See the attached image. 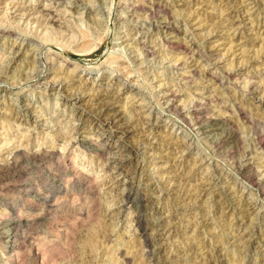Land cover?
I'll list each match as a JSON object with an SVG mask.
<instances>
[{"label":"rangeland","instance_id":"obj_1","mask_svg":"<svg viewBox=\"0 0 264 264\" xmlns=\"http://www.w3.org/2000/svg\"><path fill=\"white\" fill-rule=\"evenodd\" d=\"M259 138L264 0H0V208L29 182L46 212L0 216V264H264V187L238 170L263 182ZM38 145L54 164L13 180ZM46 174L88 190L43 202Z\"/></svg>","mask_w":264,"mask_h":264},{"label":"bare ground","instance_id":"obj_2","mask_svg":"<svg viewBox=\"0 0 264 264\" xmlns=\"http://www.w3.org/2000/svg\"><path fill=\"white\" fill-rule=\"evenodd\" d=\"M53 40V39H52ZM21 63V62H20ZM3 71V70H2ZM172 96V95H171ZM170 96V97H171ZM169 97V99H170ZM175 96L173 95L172 98H174ZM172 100V99H171ZM170 100V101H171ZM259 101V100H258ZM104 102V101H103ZM103 106V105H102ZM103 108V107H102ZM105 108V107H104ZM103 108V109H104ZM109 108V107H108ZM107 108V109H108ZM102 111V110H101ZM104 111V110H103ZM194 118L196 120V125H198V127L202 128V129H205V130H214L215 128L217 129V127L220 125V123H218V119H215L213 117H205L204 115L200 114V111L198 110H194ZM225 122V121H224ZM221 126V125H220ZM102 127V126H101ZM220 128V127H219ZM219 130V129H218ZM221 130V129H220ZM225 131V130H224ZM217 134V133H216ZM225 134V133H224ZM229 134V133H227ZM231 135V134H230ZM222 136V135H221ZM231 138V137H230ZM259 140V145L261 147L264 148V141L261 140L260 138L258 139ZM21 142V141H20ZM228 142V141H226ZM71 143V142H70ZM10 143L6 142V146L9 145ZM81 145L86 148L87 151H90L94 154H97L101 159H103V157L105 156V153H110L111 152V148H108V147H104V144L103 146H101L100 144H97L95 142H85V141H82L81 142ZM8 147V146H7ZM39 147V151L37 152H32V153H27V152H23V151H16V153H11L9 155V158L11 156V160L13 161L12 164H20L19 166H26V168H24V170L22 169L21 172L19 173H15L12 178L13 180L18 178L20 179L21 177L23 176H28L27 175V172L29 169L31 170H44V169H48V163H46L45 160H49L50 159V163L53 165L54 164V160H55V154L47 149H44L43 146H40L38 145ZM67 148V147H66ZM19 149V148H18ZM65 151V150H64ZM58 155V154H57ZM127 156V155H126ZM118 157V156H117ZM61 160H63L62 158H60V161L57 163L60 167V169H66L65 166L62 167L61 166ZM112 161L115 160V158L112 157L111 159ZM126 160V159H125ZM117 161V160H115ZM121 161V160H118V162ZM123 161V160H122ZM121 161V162H122ZM121 164V163H120ZM239 164V163H238ZM11 165L7 164L6 166H2L0 165V173H2V171L5 170V172L7 171V173L11 174L13 173L11 168H10ZM31 166V167H30ZM56 166V164H55ZM254 166V165H253ZM48 167V168H47ZM51 167V166H50ZM120 167V166H119ZM54 169V168H53ZM118 169V168H116ZM254 168L251 166V163L250 164H246V165H242L240 163L239 167H238V170H239V173H241L243 176H249L250 177V180L253 182L254 185H258L260 187H264V180L263 182H256L254 180V174H255V170H253ZM18 170V169H17ZM67 170V169H66ZM45 171V170H44ZM47 171V170H46ZM50 171V169H49ZM56 171V170H55ZM72 171V170H71ZM18 172V171H17ZM53 172V171H52ZM49 173V172H48ZM55 173V172H53ZM69 176L66 172V175L65 177ZM80 176L79 178H76L75 180H79V181H83L85 178H87L85 175L81 174L80 173ZM42 177V176H41ZM46 182H47V185L45 187V189L41 190V191H38V192H35L33 193L38 195V198H40L41 200H43V202L45 201H50L52 196L53 195L54 197H74L75 195H78L79 194V191H83V192H87L86 190H88L87 188H84L81 187L80 190L78 191H68L66 190L64 192V188H63V180L61 179V177H57L55 175H50V174H46ZM39 178V177H38ZM28 179V178H27ZM42 179V178H41ZM74 179V178H73ZM88 179V178H87ZM256 179V178H255ZM9 181V180H7ZM20 181V180H19ZM24 181V180H23ZM33 181V180H32ZM125 180H123V183H126L124 182ZM45 182V181H44ZM71 182V181H70ZM129 183V182H128ZM38 184V183H37ZM42 184V183H41ZM75 184V183H74ZM87 184V183H86ZM121 184V183H120ZM8 186V185H7ZM38 186V185H37ZM125 186V185H124ZM9 187V186H8ZM17 187V185H16ZM15 187V188H16ZM33 185L29 182H22V183H19L18 185V189H19V199L18 201L20 200V202H17L15 204H12V206L8 207L6 205V207L4 209H1L0 208V216H9L10 215H17L21 218V224L23 226H25L26 224L30 223L32 220H35L36 218H39V217H42L44 216V210L42 209L41 211H43V213H39L38 211H36L35 209L33 208H28L26 207L24 204L28 201V198L29 196L31 195V189H32ZM35 188V187H34ZM33 188V189H34ZM12 189V188H11ZM40 189V188H39ZM71 190V189H70ZM130 190V189H128ZM90 192V191H89ZM127 193V192H126ZM139 193V192H138ZM140 194V193H139ZM15 195V194H14ZM132 196L133 194L131 192H128L126 194V196H124L125 198V201L128 202V203H131L133 202L132 201ZM141 196V195H140ZM136 198V197H135ZM9 199V198H8ZM65 199V198H64ZM146 199V198H145ZM34 200V198H33ZM73 200V199H72ZM37 202V200H35ZM91 201V200H90ZM124 201V200H123ZM136 204L138 206V211H137V215H136V222L137 224H140V220H141V217H142V213L145 211V209H147L146 207V204H145V201L142 200V198H138L136 200ZM0 202H5L4 199H0ZM14 202V201H13ZM22 202V203H21ZM42 202V201H41ZM55 202V201H54ZM57 203V202H56ZM66 203V202H65ZM135 203V202H133ZM6 204V203H5ZM37 204V203H36ZM135 204V205H136ZM30 207V206H29ZM136 207V206H135ZM50 211V210H49ZM98 212V211H97ZM45 217V216H44ZM46 220V219H44ZM20 223V222H19ZM13 228V227H12ZM11 228V229H12ZM55 231V230H54ZM146 231V230H144ZM53 232V231H52ZM8 233V236L7 238L10 240L9 241V244H10V250L12 252H15L16 251V240H17V235L13 234V233H10V230L7 232ZM12 234L14 236H12ZM70 237V236H69ZM46 239V238H45ZM146 239V238H145ZM44 240V239H43ZM52 242V241H51ZM148 243H150L151 241H147ZM50 243V242H49ZM52 243H55V242H52ZM56 246V245H55ZM57 247V246H56ZM35 250V249H34ZM32 251V249H31ZM36 251V250H35ZM39 251V250H38ZM34 252V251H33ZM40 253H41V250H40ZM37 254V253H36ZM36 256V255H35ZM44 256V255H43ZM42 256V257H43ZM48 259V258H46ZM50 259V258H49ZM45 260V259H44ZM42 260V261H44ZM53 260V259H52ZM41 261V262H42ZM42 264V263H41Z\"/></svg>","mask_w":264,"mask_h":264}]
</instances>
